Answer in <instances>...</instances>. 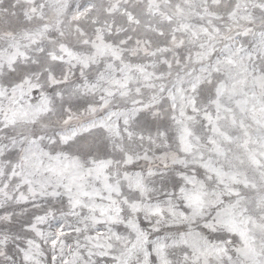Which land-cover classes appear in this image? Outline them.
<instances>
[{
	"label": "snow or ice",
	"instance_id": "6c2138e0",
	"mask_svg": "<svg viewBox=\"0 0 264 264\" xmlns=\"http://www.w3.org/2000/svg\"><path fill=\"white\" fill-rule=\"evenodd\" d=\"M0 264H264V0H0Z\"/></svg>",
	"mask_w": 264,
	"mask_h": 264
}]
</instances>
